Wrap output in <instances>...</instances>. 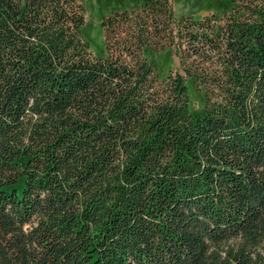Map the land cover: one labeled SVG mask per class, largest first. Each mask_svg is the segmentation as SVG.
<instances>
[{"label":"trees","instance_id":"16d2710c","mask_svg":"<svg viewBox=\"0 0 264 264\" xmlns=\"http://www.w3.org/2000/svg\"><path fill=\"white\" fill-rule=\"evenodd\" d=\"M223 4L98 54L78 0H0V264H264V0Z\"/></svg>","mask_w":264,"mask_h":264},{"label":"rangeland","instance_id":"374dc122","mask_svg":"<svg viewBox=\"0 0 264 264\" xmlns=\"http://www.w3.org/2000/svg\"><path fill=\"white\" fill-rule=\"evenodd\" d=\"M83 7L84 26L83 32L91 35L94 43L90 42L94 53L102 54V34L99 26V19L102 14L113 10L130 8L141 0H78ZM174 11L177 15L192 13L194 15H203L210 12L220 13L224 9L223 0H171ZM86 38V36H85ZM87 39V38H86ZM88 40V39H87ZM89 41V40H88ZM91 41V40H90ZM191 104L198 106L200 96L197 92L191 96Z\"/></svg>","mask_w":264,"mask_h":264}]
</instances>
